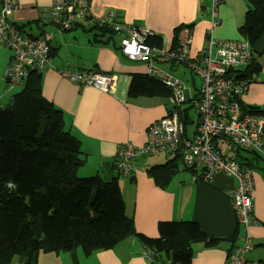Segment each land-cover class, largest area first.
Listing matches in <instances>:
<instances>
[{"label":"crops","instance_id":"0c3cea01","mask_svg":"<svg viewBox=\"0 0 264 264\" xmlns=\"http://www.w3.org/2000/svg\"><path fill=\"white\" fill-rule=\"evenodd\" d=\"M53 1L15 0L17 8L9 20L27 38H38L44 33L53 35L51 63L39 69L43 76L42 93L63 113L65 130L79 140L81 157L85 160L83 167H88L86 173L94 172L105 180H118L127 216L133 219L137 234L158 238L161 222L191 221L204 234L217 240L211 246L205 242L193 244L191 264H225L228 254L242 245L244 236L232 205L231 193L237 185L236 179L218 175L212 183L191 182L193 172L187 170L179 159L176 161L178 168L175 176L161 187L148 170L174 160L176 155L171 156L170 152L154 159L139 157L136 160L137 171L133 175L125 176L117 172L115 155L118 148L125 143L142 145L147 139L148 126L166 116L171 108L166 95L130 94L135 79L148 77L147 66L130 61L122 54L123 36L113 28V33L104 36L100 29L94 28L102 27V22L107 26L105 22L113 16V22L154 32L148 40L149 44L156 49L170 50L177 46L178 28L188 25L192 41L189 52L192 57H197L206 46L211 22L210 0H92L91 17L62 33L44 16ZM246 11L247 0H224L219 9L221 24L215 28L214 38L242 39L240 28L245 22ZM92 18L99 20L98 26ZM252 47V63L259 70L250 75L254 77V82L240 97V103L250 109L264 110V35ZM11 57L12 51L8 47L0 48V102L3 90L12 96L16 90L6 91L2 75ZM153 65L181 80L187 87V99L199 94L201 88L198 89L192 75L189 87L180 77L187 76L185 67H174L158 59L153 61ZM66 71L114 74L116 84L104 93L71 81L65 76ZM23 84L19 88L24 87ZM192 107H184L189 116V136L196 129L195 126L192 133L189 132V126L194 123L190 111ZM242 158L246 163H252L255 180L254 224L249 229L253 248L246 256V264H264V155H243ZM145 251L142 241L131 237L113 249L96 251L90 256H85L78 249V263L73 262L70 254H40L38 264L46 259H53L50 264H152L143 256ZM15 261L14 258L11 264H23L19 258ZM163 261L161 264H169V260Z\"/></svg>","mask_w":264,"mask_h":264},{"label":"trees","instance_id":"16d2710c","mask_svg":"<svg viewBox=\"0 0 264 264\" xmlns=\"http://www.w3.org/2000/svg\"><path fill=\"white\" fill-rule=\"evenodd\" d=\"M108 27L94 28L104 36L113 33ZM240 32L251 44L264 35V0H247ZM247 67L238 76L241 80L249 81L259 70L252 62ZM23 85L6 108L0 107V264H11L15 257L23 264H38L41 253L60 252H68L78 263V249L90 256L131 237L146 246L143 256L152 264L163 259L169 264H191L193 244L217 242L191 221L161 222L158 238L137 234L118 180L78 174L85 161L80 142L65 130L63 113L43 96L41 71L30 70ZM130 94L169 97L170 92L159 80L145 77L133 81ZM242 108L264 116V110ZM235 149L238 158L246 148ZM236 158L252 168L251 162ZM179 159L176 155L148 172L164 187L175 176Z\"/></svg>","mask_w":264,"mask_h":264},{"label":"built area","instance_id":"2783aa9c","mask_svg":"<svg viewBox=\"0 0 264 264\" xmlns=\"http://www.w3.org/2000/svg\"><path fill=\"white\" fill-rule=\"evenodd\" d=\"M224 0H210L211 22L207 31L206 46L201 54L192 57L191 28L184 25L176 33V48L156 49L148 40L154 32L146 28L126 26L113 22L110 16L105 22L123 36L121 52L130 61L144 63L147 76L157 79L169 89L170 111L147 128V139L140 146L125 143L115 155V168L121 175L130 176L137 171L136 160L141 156L157 157L165 152L180 156L183 164L192 170L191 182L212 183L218 175L236 179L237 185L231 193L237 222L244 230L242 245L232 250L225 264H246V256L253 248L249 234L254 224L253 192L255 180L253 170L242 166L233 157L222 151L220 140L230 142L234 148H246L264 155V116L250 113L242 108L240 97L245 93L254 77L249 81L238 76L253 60V47L248 39H215L214 30L221 24L219 9ZM92 0H54L45 10L48 22L59 32L72 30L81 20L91 17ZM17 8L15 0H2L0 4V46L12 51V57L3 73L6 91L22 85L30 70L41 69L51 63V41L53 35L44 33L38 38L23 36L9 18ZM93 19V18H92ZM93 23L99 25L97 18ZM102 25H105L102 22ZM185 67L192 76L202 81L199 94L187 99L186 85L163 70L154 67L153 61ZM65 76L83 87H92L109 92L116 84L114 74L73 73ZM196 107L199 120L192 136L188 135L184 117L188 120L185 104ZM154 261L150 255H146Z\"/></svg>","mask_w":264,"mask_h":264},{"label":"rangeland","instance_id":"374dc122","mask_svg":"<svg viewBox=\"0 0 264 264\" xmlns=\"http://www.w3.org/2000/svg\"><path fill=\"white\" fill-rule=\"evenodd\" d=\"M211 12V11H210ZM1 47H5L4 45H1L0 46V48ZM168 66V65H167ZM182 69L184 68V67H181ZM6 69V68H5ZM5 69L3 70V72H2V75H3V73H4V71H5ZM186 73H187V76H180V74H177V75H179L181 78H183V79H185V80H183V81H185V83L187 84V86L189 85V83H191V79H192V76H191V74L189 73V71L186 69ZM189 74V75H188ZM194 77V79H195V81H196V83H197V86H198V89H200L201 87H202V81H201V79L198 77V76H193ZM188 79V80H187ZM5 83V82H4ZM5 86H6V83H5ZM189 87V86H188ZM16 90L13 92L14 94L15 93H17V92H19V91H21L22 89H23V87L21 88H19V86L18 87H16L15 88ZM3 94L4 95H1V102H0V107H2V108H6L9 104H10V100H11V98H12V94H8V93H5V91L3 90ZM185 95L187 96V97H189L188 96V91H186V93H185ZM6 96H8L7 97V103L5 104L4 103V99H5V97ZM187 105H191V104H185L184 105V107H186ZM190 111H191V118H192V121H194V123L192 122V125H190L189 126V132L190 133H192L191 131L195 128V126H196V124H197V122H198V112H197V109H196V107H192L191 109H190ZM188 121V120H187ZM220 142H221V144H222V151H223V153H224V155L225 156H227V157H235L236 158V156H237V154H236V149L234 148V146L230 143V142H228V141H223V140H220ZM247 149H243L242 151H241V157H238V158H236L237 160H241L242 159V157H243V155H251V153L249 152V151H246ZM171 156H174V154L173 153H171ZM150 159H154V158H156V157H149ZM88 170V167H87V165L85 166V167H83V168H81L80 170H79V172H78V174L80 175V176H82V177H89V176H92V175H95L94 174V172H89V174H87L86 173V171ZM42 255L41 256H51V255H58V254H60L59 256H65L66 254H69L68 252H60V253H47L46 255H43V254H45V253H41ZM40 256V255H39ZM67 256V255H66ZM39 259V258H38ZM15 262H17V260H18V257H15ZM51 261H53V259H46L45 261H41L40 263L41 264H50V262Z\"/></svg>","mask_w":264,"mask_h":264}]
</instances>
